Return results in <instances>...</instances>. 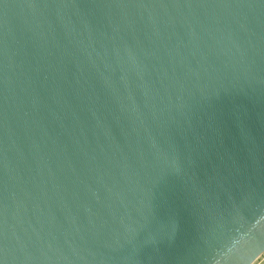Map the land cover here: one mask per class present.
<instances>
[{"label": "water", "instance_id": "water-1", "mask_svg": "<svg viewBox=\"0 0 264 264\" xmlns=\"http://www.w3.org/2000/svg\"><path fill=\"white\" fill-rule=\"evenodd\" d=\"M263 252L264 0H0V264Z\"/></svg>", "mask_w": 264, "mask_h": 264}, {"label": "rangeland", "instance_id": "rangeland-1", "mask_svg": "<svg viewBox=\"0 0 264 264\" xmlns=\"http://www.w3.org/2000/svg\"><path fill=\"white\" fill-rule=\"evenodd\" d=\"M252 264H264V252Z\"/></svg>", "mask_w": 264, "mask_h": 264}]
</instances>
